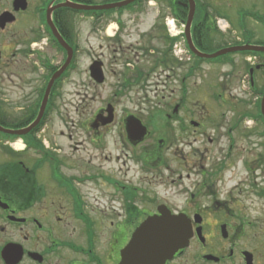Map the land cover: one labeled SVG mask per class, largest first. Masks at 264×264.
Wrapping results in <instances>:
<instances>
[{"label": "flooded vegetation", "instance_id": "af4514ba", "mask_svg": "<svg viewBox=\"0 0 264 264\" xmlns=\"http://www.w3.org/2000/svg\"><path fill=\"white\" fill-rule=\"evenodd\" d=\"M242 1L136 0L112 14H86L67 6H98L103 0H0V112H28L26 121L34 115L33 121L40 111L51 77L68 58L50 24L71 50L40 123L27 135L36 149L21 141L25 151L12 155L11 141L0 146V264H120L134 232L161 212L182 215L193 232L164 264H264V223L252 215L253 201L264 202V123L255 115L264 94V53L227 54L216 61L200 56L245 45L264 47L259 33L248 27L249 21L261 24L264 15L241 8L237 2ZM106 16L117 21L116 33L108 37L114 44L132 27L137 69L148 70L130 81L135 67L127 64L122 88L143 85L154 70L164 68L170 94L164 110L152 114L151 125L131 112L118 115L109 102L91 124L76 127L95 151L108 144L119 149L146 179L147 189L113 177L102 166L91 168L89 161L78 165L66 151H77V145L64 148L57 138L51 143L42 138L52 115L63 111L62 93L75 77L78 55L86 51L76 19L90 21L94 39L103 44ZM235 19L238 26L232 24ZM169 22L172 31L166 28ZM112 46L113 65L124 51ZM238 56L247 83L233 100L230 83L214 84L199 74L213 66L232 74ZM95 62L101 61L91 65ZM102 65L104 84V59ZM203 95L205 104L196 109ZM133 122L146 129L141 141L131 139ZM64 136L72 141V135ZM253 147L259 152L250 158ZM173 148L176 159L163 156ZM155 182L180 197L179 204L160 198Z\"/></svg>", "mask_w": 264, "mask_h": 264}, {"label": "rangeland", "instance_id": "374dc122", "mask_svg": "<svg viewBox=\"0 0 264 264\" xmlns=\"http://www.w3.org/2000/svg\"><path fill=\"white\" fill-rule=\"evenodd\" d=\"M96 1L99 2L100 0ZM106 1L109 0H103V3ZM237 3L241 5V8L243 9L264 15V0H243L242 3ZM115 22L116 20L114 16L106 17L102 21V44L99 40L94 39V35L90 29L92 25L90 21L76 19V30L80 34L82 47H84L86 51L78 55L77 71L75 77L71 80V83L75 86L73 87L72 84L66 86L64 92L62 93L64 97L60 101V107L63 111L61 110V112H56L52 115L47 132L42 134V138H45L47 143H51L57 138L58 143L64 148L67 146L77 145V151H73L70 148H68L69 150H65L70 154V158L78 165L87 166L84 165V162L89 161L91 168H101L102 166L103 171L113 174V177L123 180L137 188L147 189L148 186L145 184L147 182L146 179H144L143 175L136 172L134 166L129 163L127 159L128 157L124 156L119 149H113L112 146H109V141L106 139L108 144L107 148H100L95 151L88 143L89 137L86 138L85 134H80L78 131L79 129L76 127L78 125L91 124L93 122L94 114L98 110L103 108L105 109L106 104L109 102L113 103L118 115L123 114V112H131L136 114L142 122L148 125L152 124V114L154 112L162 111L165 108V98H168L170 94L165 90V72L168 71L167 69L159 68L154 70L153 74L143 85L135 86L132 89L122 88L124 83L122 82V76H124L123 70L128 67L127 64L135 67V72L133 70L131 75L128 76L130 81L134 80L133 77L138 72L143 73L148 70L145 68L141 69L140 67V70L137 69L138 65L132 51V45L135 43L136 39L135 35H132L133 32L130 31V29L132 30V27H126L125 34L119 37V41L115 42L116 44L108 38V27L111 25L113 27L112 31H114L116 28ZM238 23L239 21L236 19L232 21V24L235 26H238ZM248 27L251 30H256L259 33L258 40L264 43V25L258 23L257 21H249ZM112 45L122 46L124 51L121 54H116V62L113 65L109 62L112 55ZM87 48L89 50H87ZM103 53L105 54L104 57ZM97 59L102 63L103 59L105 61L106 71L104 74V84H96L89 77L88 67L93 61H97ZM235 60L236 68L232 71V74L229 73L228 68H219L216 66L203 67L199 74V76H201L204 80L207 78L209 79V82L212 81L214 84L222 80L224 82L227 81L228 84L230 83L229 93L232 96L229 98L233 100L241 97L247 83L246 79H244L247 75V70L242 66L243 59L238 56ZM108 63L110 64L108 65ZM177 70L178 69H175V71ZM241 80H243V82ZM261 86L262 85L260 84L259 87ZM260 89H262V87ZM175 90L177 89L175 88ZM114 94L116 96H114ZM193 98V96H189L190 101L193 100ZM174 100H176L175 97ZM202 104H205L204 95L201 96L200 102L196 104V109H200ZM26 113L28 112H0V120H2L4 125L7 127L15 126V129H24L27 127V121L24 117ZM20 121L23 122L21 123ZM28 121L31 120L29 119ZM19 124H26V126ZM159 124L162 125L161 122H159ZM61 134L63 137H61ZM64 134L72 135V141L68 142ZM58 135L60 138L57 137ZM14 143L19 144L21 149L24 148L23 144L19 140L12 142V144ZM181 148L182 147L179 146V152L181 151ZM11 150L12 152L14 151L12 147ZM174 150L176 149H170L167 153H164L163 156L168 157L169 159H176L178 154H175ZM258 150L259 148L253 147L252 151L249 153L250 158L257 155L259 152ZM28 155L30 156L31 154ZM0 156H3L2 149L0 150ZM105 158H108V160ZM168 183L170 182L168 181ZM155 187L160 198H164V196L169 197L168 199L171 203L179 204L180 197L175 194L173 195L170 191H163L167 189L166 186L158 185V183L155 182ZM253 204V209L255 211L253 210L252 215L257 217V221L264 223V202L253 201Z\"/></svg>", "mask_w": 264, "mask_h": 264}, {"label": "water", "instance_id": "95a60500", "mask_svg": "<svg viewBox=\"0 0 264 264\" xmlns=\"http://www.w3.org/2000/svg\"><path fill=\"white\" fill-rule=\"evenodd\" d=\"M135 0H128L123 3L107 4L103 6H84L79 4L68 5L76 11H107L126 6ZM51 26V24H50ZM52 28V26H51ZM53 29V28H52ZM53 34L59 41L60 45L67 50L68 58L70 57V49L64 44L59 35L53 29ZM194 51V50H193ZM236 51H253L264 52L263 47H240L224 50L213 56L200 55L202 57H217L229 52ZM67 63L56 73L49 82L45 91V97L40 112L35 121L25 129L11 131L0 127V132L12 136H24L28 134L40 121L43 115V109L46 99L53 81L65 69ZM102 64L94 63L90 69V78L97 84L103 83ZM261 114L264 116V95L261 104ZM131 139L141 141L145 136L146 129L139 123L133 122L130 125ZM160 217L149 218L144 222L132 235V238L125 249L122 251L120 264H164L179 249L185 247L192 236V229L186 219L182 215H171L168 212H161Z\"/></svg>", "mask_w": 264, "mask_h": 264}, {"label": "trees", "instance_id": "16d2710c", "mask_svg": "<svg viewBox=\"0 0 264 264\" xmlns=\"http://www.w3.org/2000/svg\"><path fill=\"white\" fill-rule=\"evenodd\" d=\"M257 114H258V118L262 120V117L260 116L259 112H257ZM31 118H33V117H31ZM31 118H30V120H31ZM27 122L29 123L30 121H27ZM27 122H26V124H28ZM0 124H1L3 127L8 128L7 126L4 125V122H3L2 120H0ZM26 124H24V125H23V124H19V125L26 126ZM0 137H2L3 139H9L8 136H5V135H0ZM28 146H29V145H28ZM13 171H14V170H13Z\"/></svg>", "mask_w": 264, "mask_h": 264}, {"label": "bare ground", "instance_id": "6f19581e", "mask_svg": "<svg viewBox=\"0 0 264 264\" xmlns=\"http://www.w3.org/2000/svg\"><path fill=\"white\" fill-rule=\"evenodd\" d=\"M112 29H113V27L110 25L108 27V30H107L108 35L112 34ZM15 147H16L17 150L21 149V146L19 144H17V143L15 144Z\"/></svg>", "mask_w": 264, "mask_h": 264}]
</instances>
